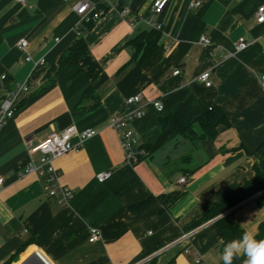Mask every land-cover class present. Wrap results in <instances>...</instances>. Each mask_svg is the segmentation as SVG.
<instances>
[{"label":"crops","instance_id":"crops-1","mask_svg":"<svg viewBox=\"0 0 264 264\" xmlns=\"http://www.w3.org/2000/svg\"><path fill=\"white\" fill-rule=\"evenodd\" d=\"M78 1L0 0V102L6 90L30 84L0 130V264H25L36 253L50 264H195L197 256L223 264L215 222L227 214L264 239L262 193L181 239L254 178L256 167L264 169V22L256 17L264 0H169L159 13L155 0H89L100 16L84 34L81 70L58 71L61 54L79 36ZM153 23L161 25L158 43L141 60L144 50L129 41ZM202 36L212 44L202 43ZM240 37L250 45L237 51ZM22 38L25 49L18 44ZM41 58L45 63L36 67ZM206 70L212 86L198 79ZM89 87L100 95L99 105L89 98L79 106ZM138 93L141 102L129 103ZM155 99L162 111L151 103ZM145 105L146 114L131 126L147 155L130 164L109 122ZM211 107L230 121L215 137L204 135L198 122ZM182 116L192 122L193 137L175 127ZM71 125L99 132L54 161L61 183L74 192L60 204L37 172L21 173L30 162L40 163L32 145ZM106 171L112 175L100 181ZM91 226L102 231L95 242L89 241Z\"/></svg>","mask_w":264,"mask_h":264},{"label":"built area","instance_id":"built-area-1","mask_svg":"<svg viewBox=\"0 0 264 264\" xmlns=\"http://www.w3.org/2000/svg\"><path fill=\"white\" fill-rule=\"evenodd\" d=\"M21 3H24L26 0H17ZM169 0H155L153 4V10L157 13L161 12ZM196 5H199L200 2H196ZM75 11L79 15V22L77 25V31L78 34H80L79 28L87 22H90L92 20H96L100 13L96 12L95 7L92 5V3L89 0H79L77 4L74 6ZM124 13H129V11L126 9L124 10ZM257 21L260 23L264 22V5H261L256 13ZM153 28L161 29V25L159 24H152ZM201 42L205 45L210 46L212 44L210 38L207 36L201 37ZM20 48L25 49L28 46V42L25 38H22L18 42ZM250 45V42L245 37H240L239 40L236 42L235 47L237 51L245 50ZM229 54L226 56L228 57ZM31 56L27 57V60H31ZM45 58H41L35 62V66L38 67L40 65H43L45 63ZM175 74H179L180 70L176 69L174 71ZM6 75L2 76V79H5ZM211 72L210 70H206L199 74L198 79L203 82L206 86H212L211 81ZM262 81L264 84V75L262 76ZM30 89V84L28 81L23 82L22 84H19L15 89L13 90H6V93L4 97L2 98L0 102V130L7 121L8 118L13 117L17 111V104L21 96L25 93H27ZM143 99V94L138 93L135 95H132L128 97L129 103H140ZM153 106L159 110L162 111L164 109V105L161 100L155 99L151 102ZM147 112L146 105L143 107H140L136 111H132L125 116L121 117H112L109 122V126L113 128L121 141L126 160L130 164H136L138 163L142 158H144L147 155V149L144 147V144L142 142V139L140 135L135 131V129L131 126L132 123L144 116ZM99 131L94 128H86L83 130H78L75 125H71L64 130H61L59 132H52L49 134L46 138L39 141L37 144L32 145L30 147V153H38L41 155L40 157V163L36 164L33 162H30L27 164L21 174H28L32 172H37L42 180L45 183V187L48 190V193L55 197L60 204H66L69 202V200L74 196V192L71 188L68 186H65L60 181V172L58 168L55 166L54 161L73 150H78L81 146V144L87 140L88 138H91L92 136H95ZM77 136L79 139V142L75 143L73 141V138ZM112 175V172L106 171L98 174V179L100 181H104L108 179ZM181 183L186 181V177H182L179 180ZM4 185V178L0 176V188ZM197 230H193L187 233H184L181 237L182 240H190L191 237L194 235V233ZM89 233V241L95 242L99 240L102 236V231L97 226H91L88 229ZM189 251V248H187ZM26 264V263H25ZM195 264H205L202 257L197 256L195 258Z\"/></svg>","mask_w":264,"mask_h":264},{"label":"trees","instance_id":"trees-1","mask_svg":"<svg viewBox=\"0 0 264 264\" xmlns=\"http://www.w3.org/2000/svg\"><path fill=\"white\" fill-rule=\"evenodd\" d=\"M95 24V20L84 23L80 28V34L77 40L67 48L60 56L58 60V71L66 67H71L78 69L80 72V59L88 50V45L85 40L84 34L87 30H90ZM160 35V30L153 28L150 31H144L138 34L129 41L130 45L134 46V49H143L144 52L141 55V60H145L155 49L158 43V38ZM89 98L94 100V106L99 105L100 95L93 87H89L82 97L79 106H82L85 101ZM18 109V107H17ZM199 124L203 129L204 135H209L210 137H215L217 134L218 126L220 124L229 125L230 121L226 113L219 107H211L207 110L202 117L198 120ZM175 127L179 131L186 133V136L193 137L195 135L192 129V122L182 116L178 119ZM145 147V146H144ZM264 169L256 167V175L254 178L245 180L230 196L220 201L216 206L211 208L206 212V214L201 217L189 230H194L204 223L214 219L228 210L235 208L242 204L244 201L248 200L253 196L261 194L259 197L264 201ZM178 196H174L175 200ZM161 197L152 198V200H161ZM151 200V199H150ZM150 200L136 205V207L142 209L146 207ZM221 231V250L223 251L224 245L232 239H238L242 237L245 232L239 224L233 220L230 215H223L218 218L215 222Z\"/></svg>","mask_w":264,"mask_h":264},{"label":"clouds","instance_id":"clouds-1","mask_svg":"<svg viewBox=\"0 0 264 264\" xmlns=\"http://www.w3.org/2000/svg\"><path fill=\"white\" fill-rule=\"evenodd\" d=\"M243 255V264H264V239L257 240L251 231H245L241 238L227 242L222 251L223 264H233V261Z\"/></svg>","mask_w":264,"mask_h":264},{"label":"water","instance_id":"water-1","mask_svg":"<svg viewBox=\"0 0 264 264\" xmlns=\"http://www.w3.org/2000/svg\"><path fill=\"white\" fill-rule=\"evenodd\" d=\"M26 264H50L47 260H45L40 254L36 253V255L27 260Z\"/></svg>","mask_w":264,"mask_h":264}]
</instances>
